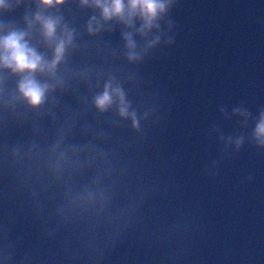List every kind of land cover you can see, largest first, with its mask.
I'll return each instance as SVG.
<instances>
[{
	"label": "clouds",
	"instance_id": "9594fccd",
	"mask_svg": "<svg viewBox=\"0 0 264 264\" xmlns=\"http://www.w3.org/2000/svg\"><path fill=\"white\" fill-rule=\"evenodd\" d=\"M178 2L0 0V264H105L131 235L160 264L185 260L202 225L182 210L161 219L169 102L141 72L175 42ZM117 30L119 43L105 39ZM218 111L237 126L205 130L219 146L213 179L246 143L264 152V106Z\"/></svg>",
	"mask_w": 264,
	"mask_h": 264
},
{
	"label": "water",
	"instance_id": "95a60500",
	"mask_svg": "<svg viewBox=\"0 0 264 264\" xmlns=\"http://www.w3.org/2000/svg\"><path fill=\"white\" fill-rule=\"evenodd\" d=\"M170 15L175 42L161 46L141 70L169 102L156 138L173 185L157 202L161 219L182 210L202 225L182 264H264V152L246 143L222 161L217 177L205 173L219 147L205 130L217 124L230 134L237 126L219 107L231 111L243 103L255 115L264 106V0H179ZM105 39L119 43V31ZM250 173L254 179L245 182ZM35 238L33 231L25 247ZM162 255L131 235L105 264H160Z\"/></svg>",
	"mask_w": 264,
	"mask_h": 264
}]
</instances>
